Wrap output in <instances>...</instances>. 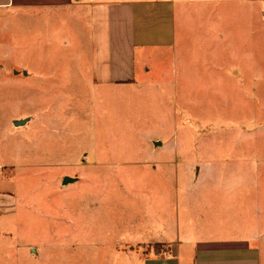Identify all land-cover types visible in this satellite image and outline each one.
I'll use <instances>...</instances> for the list:
<instances>
[{"label": "rangeland", "instance_id": "1", "mask_svg": "<svg viewBox=\"0 0 264 264\" xmlns=\"http://www.w3.org/2000/svg\"><path fill=\"white\" fill-rule=\"evenodd\" d=\"M215 7L238 37L220 62L247 67L245 84L175 87L164 67L139 84L96 83L90 22L0 12V264H130L118 250L155 211L182 218V193L200 190L185 179L204 162L264 196V0Z\"/></svg>", "mask_w": 264, "mask_h": 264}, {"label": "crops", "instance_id": "2", "mask_svg": "<svg viewBox=\"0 0 264 264\" xmlns=\"http://www.w3.org/2000/svg\"><path fill=\"white\" fill-rule=\"evenodd\" d=\"M223 1L0 0V12L61 14L82 25L90 22L96 83L139 84L147 73L164 67L167 85L175 87H184L186 82L194 86L245 84L247 67L220 62L223 49L236 54L238 47L237 36L232 40L230 31L221 32L224 15L215 6ZM241 43L244 46L246 41L242 38ZM186 53L193 57L204 54L207 60L198 63L192 59L184 64L181 58L178 63ZM27 119L23 126L32 118ZM162 147L156 141L152 150ZM195 166L194 162L187 164L190 174ZM208 167L209 162H204L197 175L186 177L185 181L200 190L182 193V218L176 224L173 217L168 221L157 210L150 226L137 229L139 234L131 243L118 250L130 264H264V196L258 200L248 190L250 181L245 174L238 177L232 169L222 177L215 175L220 173L217 169ZM5 168L0 165V170ZM5 176H1L3 182L8 179ZM7 192L0 191V204L4 205ZM157 245L167 249L157 250Z\"/></svg>", "mask_w": 264, "mask_h": 264}, {"label": "water", "instance_id": "3", "mask_svg": "<svg viewBox=\"0 0 264 264\" xmlns=\"http://www.w3.org/2000/svg\"><path fill=\"white\" fill-rule=\"evenodd\" d=\"M27 121H28V119L15 121V126H17V127L23 126V125L26 124ZM75 180L76 179H73L71 177H65L64 180H63V184L66 185V184L74 182Z\"/></svg>", "mask_w": 264, "mask_h": 264}, {"label": "trees", "instance_id": "4", "mask_svg": "<svg viewBox=\"0 0 264 264\" xmlns=\"http://www.w3.org/2000/svg\"><path fill=\"white\" fill-rule=\"evenodd\" d=\"M161 247H163V246H161V245L155 246L156 249H161Z\"/></svg>", "mask_w": 264, "mask_h": 264}]
</instances>
